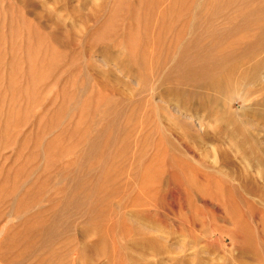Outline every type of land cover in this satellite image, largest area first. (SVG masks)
Returning a JSON list of instances; mask_svg holds the SVG:
<instances>
[{"label": "rangeland", "instance_id": "obj_1", "mask_svg": "<svg viewBox=\"0 0 264 264\" xmlns=\"http://www.w3.org/2000/svg\"><path fill=\"white\" fill-rule=\"evenodd\" d=\"M236 53L264 54V0H0V254L264 264V170L236 147L262 156L264 125L216 114L264 83Z\"/></svg>", "mask_w": 264, "mask_h": 264}, {"label": "bare ground", "instance_id": "obj_2", "mask_svg": "<svg viewBox=\"0 0 264 264\" xmlns=\"http://www.w3.org/2000/svg\"><path fill=\"white\" fill-rule=\"evenodd\" d=\"M249 5V4H248ZM262 5V4H261ZM213 6V5H212ZM252 6V5H251ZM262 7V6H261ZM246 8V7H245ZM249 8V7H248ZM187 10V9H186ZM149 18V17H148ZM245 25V24H244ZM149 26V25H148ZM251 26V25H250ZM244 27V26H243ZM239 30V29H238ZM240 31V30H239ZM245 31V30H244ZM247 31V30H246ZM233 34V33H232ZM247 35V34H246ZM251 37V35H250ZM249 37V38H250ZM237 39V38H236ZM235 39V40H236ZM244 40V39H243ZM248 40V39H247ZM240 42V41H238ZM245 42V41H244ZM250 44V43H249ZM258 44V43H257ZM242 45V44H241ZM252 47V46H251ZM234 49V48H233ZM236 51V50H235ZM238 51V50H237ZM236 51V52H237ZM244 51V50H243ZM252 52V51H251ZM257 55V54H256ZM229 56V55H228ZM234 56L237 58L238 57V53L234 54ZM226 57V56H225ZM258 57V56H257ZM234 58V57H233ZM234 59L230 65V69L229 71L232 72L231 76H233L234 72H237V69L240 66H245L246 70V74H245V79L247 81H252L256 75V72L260 71L262 68H264V54H262L260 57H258V59H254L253 60V56H252V60L249 59L248 62H244L239 61L238 58ZM231 59V58H230ZM146 60V59H145ZM247 60V59H245ZM227 61V60H226ZM222 65V64H221ZM153 66V65H152ZM229 66V65H228ZM143 67V66H142ZM222 68V67H221ZM240 69V68H239ZM238 69V70H239ZM243 69V68H241ZM241 69L239 71H241ZM245 70V69H244ZM244 72V73H245ZM241 73V72H240ZM239 73V75H240ZM243 73V72H242ZM227 75L228 78V73L225 74ZM231 76L229 78H231ZM223 77V76H222ZM235 77V76H233ZM264 77V76H263ZM228 78V79H229ZM241 78H244L243 76H241ZM228 79L225 78H216V80H214V82H212L211 80V88L212 86H214V88H216L218 91H222L223 89H225V87L231 88L234 84V82H230ZM232 79V78H231ZM233 80V79H232ZM209 82V81H208ZM243 82V81H242ZM252 83V82H251ZM204 84V83H203ZM209 86V88H210ZM253 86V85H252ZM204 89V88H203ZM214 90V89H213ZM215 91V90H214ZM182 93V92H181ZM263 98L256 100L255 98L262 96ZM217 96V95H216ZM204 99V98H202ZM208 99V98H206ZM203 101V100H202ZM201 101V103H202ZM248 101H252L251 104H246V102ZM204 102V101H203ZM207 102V101H206ZM205 103V102H204ZM209 103V102H208ZM242 105V109L244 110V115H247V119L240 121L239 117L240 114L237 113V110H230L228 111L225 107V110L222 109V102L220 100V98L216 97L214 98V104L215 107L217 106H222L220 111H216V114L219 116L220 120H224L228 126L230 127H235L237 129H248V127L250 126H254L257 127L258 124L256 125V123L253 122L254 117H256V119H258L259 121L262 122V124L264 125V83H262V85L257 86L253 89H251V91L247 92V94L243 95L242 97V101L240 102ZM203 104V103H202ZM224 105V104H223ZM233 107H235V104L232 105ZM228 108V107H227ZM261 127V126H260ZM251 128V127H250ZM234 129V128H233ZM257 130L261 129L258 127L256 128ZM236 143V142H235ZM236 147H238L239 149L244 148V154H245V158L248 159L250 156H256L255 158L258 159V169L264 170V157L263 155L260 156L259 154H257V152L261 151L260 150V145H258V143L256 142V138L255 135L252 132H247L244 134V137L236 144ZM262 157V158H261ZM261 160V161H260ZM249 179V178H248ZM255 184V183H254ZM57 221V220H56ZM55 222V221H54ZM41 231V230H40ZM38 231V232H40ZM50 243V242H49ZM9 246V245H8ZM26 247V246H25ZM45 247V245H44ZM4 248V249H3ZM0 247V250L3 249V251L5 250V247ZM11 248V247H10ZM52 249V248H51ZM7 250H12V249H7ZM2 251V250H1ZM15 251V250H14ZM32 251V250H31ZM54 251V250H53ZM4 253V252H2ZM18 253V252H17ZM14 254V256L12 255L11 252V256L10 258L6 259L5 257V253L2 255L0 254V264H23V259H24V253L26 255V252H22L20 251L18 254ZM39 254V253H38ZM16 255V256H15ZM27 257V256H26ZM28 259V258H27ZM57 261V260H56ZM37 264V263H36ZM39 264V262H38Z\"/></svg>", "mask_w": 264, "mask_h": 264}]
</instances>
